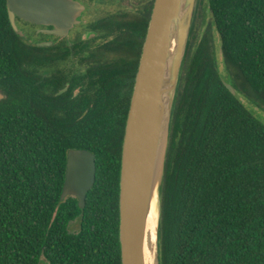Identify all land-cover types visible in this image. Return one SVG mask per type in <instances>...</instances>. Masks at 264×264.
Returning a JSON list of instances; mask_svg holds the SVG:
<instances>
[{
    "label": "trees",
    "instance_id": "1",
    "mask_svg": "<svg viewBox=\"0 0 264 264\" xmlns=\"http://www.w3.org/2000/svg\"><path fill=\"white\" fill-rule=\"evenodd\" d=\"M205 8L211 25L197 41ZM35 49L0 0V264H122L128 109L54 112L38 96ZM241 97L264 112V0H198L165 160L160 264H264V123ZM70 149L96 157L84 209L60 200Z\"/></svg>",
    "mask_w": 264,
    "mask_h": 264
},
{
    "label": "water",
    "instance_id": "2",
    "mask_svg": "<svg viewBox=\"0 0 264 264\" xmlns=\"http://www.w3.org/2000/svg\"><path fill=\"white\" fill-rule=\"evenodd\" d=\"M67 0H6L12 27L16 17L31 23L61 20ZM198 0H155L127 115L121 155L120 229L122 264H144V242L153 201L160 195L154 264H160V214L165 160L173 110ZM75 10L77 5L73 4ZM58 12V14H57ZM71 16L68 23L75 21ZM239 97L235 89L225 83ZM1 97V95H0ZM96 180V157L70 149L60 200L86 207Z\"/></svg>",
    "mask_w": 264,
    "mask_h": 264
},
{
    "label": "flooded vegetation",
    "instance_id": "3",
    "mask_svg": "<svg viewBox=\"0 0 264 264\" xmlns=\"http://www.w3.org/2000/svg\"><path fill=\"white\" fill-rule=\"evenodd\" d=\"M154 2L67 0L59 21L56 16L52 23L34 24L16 17V32L36 48L39 99L72 119L98 106L109 117L122 118L129 111ZM71 16L76 19L68 23ZM73 227L76 232L78 221Z\"/></svg>",
    "mask_w": 264,
    "mask_h": 264
},
{
    "label": "bare ground",
    "instance_id": "4",
    "mask_svg": "<svg viewBox=\"0 0 264 264\" xmlns=\"http://www.w3.org/2000/svg\"><path fill=\"white\" fill-rule=\"evenodd\" d=\"M159 208H160V195H158V197L155 198L152 204V209L150 213L148 228L144 242V251H143L144 264H154Z\"/></svg>",
    "mask_w": 264,
    "mask_h": 264
},
{
    "label": "rangeland",
    "instance_id": "5",
    "mask_svg": "<svg viewBox=\"0 0 264 264\" xmlns=\"http://www.w3.org/2000/svg\"><path fill=\"white\" fill-rule=\"evenodd\" d=\"M202 20H201V28L198 34L197 41L200 39L201 35L203 32L211 25V17L209 15L208 8H205L204 11L202 12ZM216 49H215V57L216 61L218 64V70L219 72L224 76L225 75V70H224V64H223V58H222V53L220 50V44L219 40L216 38ZM242 102L246 105V107L261 121L264 123V112L259 109L257 106L250 104L249 101L243 97H241ZM76 225V222L73 224ZM75 227H73V230ZM42 264H45L44 262Z\"/></svg>",
    "mask_w": 264,
    "mask_h": 264
}]
</instances>
